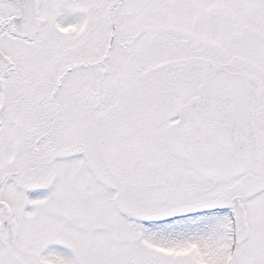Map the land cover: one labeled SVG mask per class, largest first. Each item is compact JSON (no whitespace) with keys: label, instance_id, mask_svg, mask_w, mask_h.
<instances>
[{"label":"snow or ice","instance_id":"snow-or-ice-1","mask_svg":"<svg viewBox=\"0 0 264 264\" xmlns=\"http://www.w3.org/2000/svg\"><path fill=\"white\" fill-rule=\"evenodd\" d=\"M0 264H264V0H0Z\"/></svg>","mask_w":264,"mask_h":264}]
</instances>
